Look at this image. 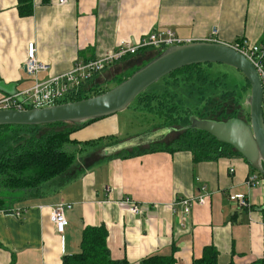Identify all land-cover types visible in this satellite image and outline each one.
I'll return each instance as SVG.
<instances>
[{"label": "crops", "instance_id": "1", "mask_svg": "<svg viewBox=\"0 0 264 264\" xmlns=\"http://www.w3.org/2000/svg\"><path fill=\"white\" fill-rule=\"evenodd\" d=\"M16 5V0H0V100L33 85L23 67L28 42L48 65L37 75L40 81L67 72L76 59L99 58L120 41L139 40L155 29H170L191 43L208 41L216 28V43L264 46V0H68L64 5L33 0V15L25 18ZM127 57L106 69L107 80L134 66L125 63ZM115 131V119L109 117L70 139L82 144ZM126 137L115 142L136 139ZM106 147L76 153L71 169L43 184L40 194L22 191L24 202L0 203V264H60L79 251L82 230L99 225L107 229L111 258L129 264L171 253L175 264H192L206 246L216 248L220 264L263 256L264 185L246 188L247 176L258 172L244 158L194 162L188 151L108 158L102 155ZM202 187L206 204L194 205L185 221L172 213L175 198L196 197ZM230 193L247 195L249 207L237 209L227 199ZM125 200L143 211L131 213ZM59 202L72 205L65 212L62 240L50 220V207ZM19 209V217L11 214Z\"/></svg>", "mask_w": 264, "mask_h": 264}, {"label": "trees", "instance_id": "2", "mask_svg": "<svg viewBox=\"0 0 264 264\" xmlns=\"http://www.w3.org/2000/svg\"><path fill=\"white\" fill-rule=\"evenodd\" d=\"M16 2L19 17L25 18L33 15V0H16ZM164 50L165 48L147 47L139 49L133 55H128L127 58H124L125 63L134 62V66L130 70L108 80L106 78L107 70H105L92 80L88 86V93L74 101L108 91L110 89L108 86L111 83L114 82L117 85L126 80L132 73L159 56ZM180 73H185V76H195L202 83L207 81L201 64L183 67L169 75L176 77ZM242 90L250 93V85L246 79ZM234 94L235 91L227 93L226 97L223 96L224 100L213 105L212 108L215 111L211 115L196 116L189 110L180 111L179 105L174 101L167 98L160 99L158 95H149L146 91L142 92L134 100L146 107L149 112L155 113L163 119L162 125L153 130L170 128V132L158 141L116 152L108 158H132L157 152L173 154L179 151L190 152L194 162L215 160L220 157H242L231 145L216 140L206 132L192 129L189 121L192 116L199 119H209L207 117L211 116L213 119L209 120L217 122L238 118L249 123V107H247L248 112L244 115L245 118H242V115L239 114L240 103ZM169 101L171 104L168 103ZM67 102L69 101L63 103ZM234 105L236 106L234 107ZM230 106H232L231 109ZM218 109L221 111L216 112ZM95 120L97 119L81 124L60 122L37 126H0V193L29 191L33 195L40 194L43 184L63 175L75 164L77 154L67 152L64 148L66 144H78L70 139V135ZM171 135L173 137H170ZM100 141L78 144L79 150L84 151L88 146L96 145ZM116 144V142H109L107 146ZM249 166L252 172H258L257 174L260 175L259 170L250 164ZM262 173L264 172L262 171ZM2 200L0 196V203ZM107 236L108 232L104 225L86 226L81 233L79 251L64 256L60 264H129L126 259L114 260L111 258L107 247ZM139 264H175V259L172 253L167 256L151 255L143 258ZM192 264H220L218 251L214 246H206L202 250L201 257L194 259ZM227 264L236 263L229 262ZM245 264H264V254L259 259Z\"/></svg>", "mask_w": 264, "mask_h": 264}, {"label": "water", "instance_id": "3", "mask_svg": "<svg viewBox=\"0 0 264 264\" xmlns=\"http://www.w3.org/2000/svg\"><path fill=\"white\" fill-rule=\"evenodd\" d=\"M211 63L233 67L249 83L250 94L247 98L249 123L238 118L217 122L192 116L189 118L190 127L231 145L251 166L262 173L264 172V116L261 81L245 55L222 43L196 41L168 47L126 80L104 93L89 98L21 111L0 109V126H37L60 122L81 124L108 117L125 110L139 94L172 72L191 65ZM168 132L170 128L146 133L136 139L106 147L102 155L108 157L125 149L158 141Z\"/></svg>", "mask_w": 264, "mask_h": 264}, {"label": "built area", "instance_id": "4", "mask_svg": "<svg viewBox=\"0 0 264 264\" xmlns=\"http://www.w3.org/2000/svg\"><path fill=\"white\" fill-rule=\"evenodd\" d=\"M68 0H57L58 5H64ZM216 28L212 30L209 42H215ZM207 41V42H208ZM184 41L179 39L170 29H155L139 40H122L117 44L113 51H110L99 58L89 61H80L76 59L72 67L65 73L52 76L40 81L37 75L48 69V65L40 62L36 57L35 45L28 42L26 45V54L23 62L25 72L33 78V85L21 93L16 92L13 95H7L0 100V109L27 110L31 108L51 107L63 103L64 101L75 100L87 94L88 86L92 80L102 74L111 64L121 60L123 57L135 54L139 49L151 47L155 49L182 45ZM246 42L241 41L231 46L245 57L254 66L263 89L262 113L264 116V46L252 45L245 46ZM233 172V169L230 170ZM264 185V179L261 175L252 173L247 176L245 186L247 189H253ZM202 187V194L196 197L175 198L171 204L173 214L179 215L180 219H185L194 205H204L207 201V195ZM229 202L233 203L237 209L248 208L250 203L245 194L230 193L227 196ZM129 204L128 210L134 214H140L144 207H140L134 202L125 200ZM71 204L59 202L50 207V220L56 234L61 238L68 225L65 212L70 210ZM22 210L11 211L13 216L19 217Z\"/></svg>", "mask_w": 264, "mask_h": 264}, {"label": "rangeland", "instance_id": "5", "mask_svg": "<svg viewBox=\"0 0 264 264\" xmlns=\"http://www.w3.org/2000/svg\"><path fill=\"white\" fill-rule=\"evenodd\" d=\"M201 67L207 77V81L205 83L198 81L195 76L190 77L185 76V73H180L177 74L176 77L173 75H167L163 77L156 83L149 86L145 91L149 95H158L160 99L167 98L168 100L174 101L179 105L180 111L189 110L196 116L200 114H204L206 116L211 115L212 112L215 111V109L212 108L213 105L224 100L223 96L226 97L227 93L235 91L234 95L236 96L237 101L240 103L241 111L239 114L240 116L242 115V118H245L244 115H246V113L248 112L247 98L250 93L242 90V87L245 84L244 76L238 70L224 64H201ZM114 86H116V83H111L108 88L111 89ZM171 101H169L168 103L171 104ZM235 106L236 105H234V107ZM231 107L232 106H230V109ZM218 111L221 110H216V112ZM109 117H114L115 119V133L109 134L111 136H109L108 138L97 139L100 136L104 137L106 135L105 134L97 136L94 139H90L89 141H101L96 145L88 146V148L102 147L109 142H115L119 138H123L127 135L128 137L126 138H138L145 133L148 134L149 132H152L153 129L161 126L163 123V119H161L157 114L149 112V110L141 105L137 100H133V102L125 110L85 124L78 130H76L75 133L84 130L89 125L94 124L100 120H105L106 118L109 119ZM207 118L210 119L212 117L209 116ZM170 137L173 136L171 135ZM64 148L67 152H72L74 154L81 151L79 150L78 144H66ZM21 193L22 191L14 193H0V196L3 199L2 205H12L15 202V198H20ZM19 202L24 201L22 199H18V203ZM182 221H185V219H182Z\"/></svg>", "mask_w": 264, "mask_h": 264}, {"label": "bare ground", "instance_id": "6", "mask_svg": "<svg viewBox=\"0 0 264 264\" xmlns=\"http://www.w3.org/2000/svg\"><path fill=\"white\" fill-rule=\"evenodd\" d=\"M184 44H187V43L184 42ZM169 47H171V46H169ZM164 48L166 49V48H168V47H164Z\"/></svg>", "mask_w": 264, "mask_h": 264}]
</instances>
